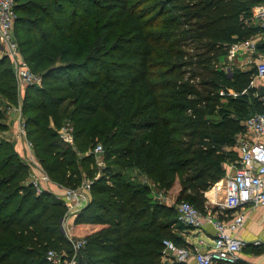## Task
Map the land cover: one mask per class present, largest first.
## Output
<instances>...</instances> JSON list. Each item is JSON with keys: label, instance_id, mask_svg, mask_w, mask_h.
Masks as SVG:
<instances>
[{"label": "trees", "instance_id": "obj_1", "mask_svg": "<svg viewBox=\"0 0 264 264\" xmlns=\"http://www.w3.org/2000/svg\"><path fill=\"white\" fill-rule=\"evenodd\" d=\"M261 1L17 0L20 52L43 80L27 88L21 111L45 172L75 189L84 180L78 155L104 148L107 164L72 229L86 240L85 264H167L164 240L189 246L175 233L176 207L156 196L178 182L176 202L205 213V194L237 161L243 121L264 113L256 71L228 75L220 65L231 45L261 31L252 20ZM0 94L19 105L5 54ZM9 108L0 111L3 132ZM65 124L74 146L59 138ZM28 171L1 137L0 264H51V248L74 254L60 231L67 207L49 189L37 193Z\"/></svg>", "mask_w": 264, "mask_h": 264}, {"label": "built area", "instance_id": "obj_2", "mask_svg": "<svg viewBox=\"0 0 264 264\" xmlns=\"http://www.w3.org/2000/svg\"><path fill=\"white\" fill-rule=\"evenodd\" d=\"M17 0H0V54H5L15 68L19 97L21 90L33 86H42V77L34 73L23 58L14 36L17 20ZM253 20L264 30V0L255 6ZM243 47L247 51L255 52L256 44L252 40L233 44L229 49V58H232ZM256 77L264 79V59L255 61ZM264 103V96H262ZM16 113L17 133L16 138L23 143L25 148H33L32 142L27 137L26 122L22 116L21 103L8 109ZM244 132L236 141L235 150L237 161L232 175L225 178V199L221 203H214L219 209L239 210L244 206H264V113H254L243 121ZM59 138L67 145L74 146L73 127L65 124L59 130ZM96 155L104 152L102 145L93 149ZM30 182L37 193L48 189L52 181L45 171L36 174ZM96 178L83 180L75 189L64 188L60 199L67 207L66 216L70 219L84 209L91 200L92 185ZM206 195V194H205ZM166 196L158 194L156 200L164 203ZM207 209V205H206ZM177 220L188 229L202 230L206 223L213 228L211 244L199 243L201 247H179L171 240L163 241L162 256L167 264L181 263L193 257L196 264H237L239 253L246 247V243L237 237V232L246 222L245 212L236 213L231 219H220L213 213H202L189 202L176 203ZM74 254L64 256L54 251H49L47 260L51 264H77L78 253L85 247L86 240L69 238ZM254 244H259L256 241Z\"/></svg>", "mask_w": 264, "mask_h": 264}, {"label": "crops", "instance_id": "obj_3", "mask_svg": "<svg viewBox=\"0 0 264 264\" xmlns=\"http://www.w3.org/2000/svg\"><path fill=\"white\" fill-rule=\"evenodd\" d=\"M253 20V18H252ZM255 26L259 25L256 21L253 20ZM256 46H260L264 43V30L261 31L251 39ZM235 43V44H240ZM230 49V48H229ZM264 59V52L260 49H257L255 52L247 51L243 47H240L239 51L236 55L232 58H229V54L226 58L223 59L220 65L224 66V69L228 75L232 74L234 70H241V71H253L255 70V61L256 60H263ZM251 87L255 89L256 96H262L259 93V87H264V79H260L256 76L253 77L251 82ZM27 88L21 90V100L25 95ZM232 94H235L233 91ZM16 113L8 114V125H12V140L19 143V140L14 139V134L17 133V122H16ZM25 148V147H23ZM235 152V148L233 149ZM236 162L228 163L224 167L226 169V176L232 175L234 171ZM225 178L222 179L218 184L212 188V190L206 193L207 198V211L214 214L215 217L220 219H231L236 213L238 212H245L247 215V219L245 224L242 228H240L237 232V237L246 243V247H244L241 252L239 253V261L237 264H264V206H244L239 210H223L219 209L214 203L218 202L221 203L225 199ZM49 191L53 192L55 195L58 191V188L54 184L49 185ZM180 185L177 182L172 189V193L174 192L175 195L179 193ZM64 188L61 187L62 194ZM88 205V204H87ZM207 211H205L207 213ZM74 218L70 219V224L73 225ZM182 225H179V228L175 229V233L179 238H181L185 243H187L191 247H201L199 244L201 241L203 243L211 244L214 232L213 228L206 223L202 230L197 229H184L181 228ZM71 228V235H73ZM78 236V235H75ZM79 238H82L78 236ZM256 241H259V244H254ZM176 264H196L195 259L193 257L188 258L186 261ZM215 264H224L222 262L215 263Z\"/></svg>", "mask_w": 264, "mask_h": 264}, {"label": "rangeland", "instance_id": "obj_4", "mask_svg": "<svg viewBox=\"0 0 264 264\" xmlns=\"http://www.w3.org/2000/svg\"><path fill=\"white\" fill-rule=\"evenodd\" d=\"M14 36H15V39H16L17 44H18L19 41H18L17 36H16L15 28H14ZM18 47H19V45H18ZM20 49H21V47L19 48V50ZM22 56L24 57V55H22ZM10 63H11V66H12V70L14 72L15 71V68L12 65L11 60H10ZM16 85H17V82H16ZM17 93H18V87H17ZM18 95H19V93H18ZM20 98L21 97H19L18 100L21 103L22 100ZM7 102L8 101L0 94V111L1 110H4L7 107L9 108V104H7ZM12 107H16V106H12ZM12 107H10V108H12ZM12 113L13 112H9V111H7V113H6V117H5L6 121H5V124L7 125V131L6 132L0 131V138L3 137L4 139H6L9 142H11V144L14 147V149L18 152V155L20 156V158L22 159V161H24L26 164L29 165L28 180H29V182H31L35 178V176H37L36 175L37 173H39L41 171H45V170H44L42 164L40 163V159H39L40 157H37L36 154H35L34 146L31 149L23 148L24 147L23 146V143H21L19 141L20 142V144H19V143H17V142H15V141L12 140V130H13V128H12V125L9 126L8 123H7V121H8V114H11L12 115ZM14 139L15 140H18L16 138V135L15 134H14ZM103 155H104V152L101 153L100 155H96L94 153V151L91 150V149H88V151L86 153H81V154L78 155L77 158H78L79 163H81V161L83 162V163L79 164V168H80V170H81V172L83 174L84 180H92L94 178H98L99 176H101V174H102L101 171H102V169L107 164L103 160ZM89 171H92L93 172V175H91V176L88 175V174H90ZM54 185L56 186V188H58V191L56 192V194H57L56 196L60 197L61 186H59L58 184H54ZM166 198L167 199L164 201V203L167 206L173 207L175 209L176 203H177L176 202L177 201V195H175L174 192L172 193V190H171L166 195ZM69 220H70V218H68L66 216V219L61 221V226H60L61 234L66 239H69V238H71L73 240L79 239L78 236L71 235L70 231H71V228L73 227V225L70 224V221ZM181 227L183 228V230L184 229H188L184 225H182ZM49 251H54L57 254H61V255H64V256L67 255V253L65 251H58V250L53 249V248L49 249L48 252ZM48 252H47V254H48Z\"/></svg>", "mask_w": 264, "mask_h": 264}, {"label": "water", "instance_id": "obj_5", "mask_svg": "<svg viewBox=\"0 0 264 264\" xmlns=\"http://www.w3.org/2000/svg\"><path fill=\"white\" fill-rule=\"evenodd\" d=\"M258 90H259L260 95L264 96V87H259ZM77 264H85V262L81 258L78 257V263Z\"/></svg>", "mask_w": 264, "mask_h": 264}]
</instances>
